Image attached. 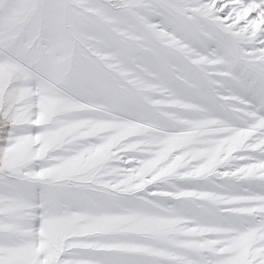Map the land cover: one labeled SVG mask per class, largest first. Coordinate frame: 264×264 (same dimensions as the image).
Returning <instances> with one entry per match:
<instances>
[{"label":"snow or ice","instance_id":"6c2138e0","mask_svg":"<svg viewBox=\"0 0 264 264\" xmlns=\"http://www.w3.org/2000/svg\"><path fill=\"white\" fill-rule=\"evenodd\" d=\"M0 264H264V0H0Z\"/></svg>","mask_w":264,"mask_h":264}]
</instances>
